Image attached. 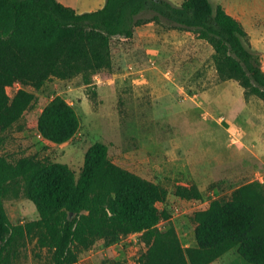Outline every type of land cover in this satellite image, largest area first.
Masks as SVG:
<instances>
[{"label":"trees","instance_id":"1","mask_svg":"<svg viewBox=\"0 0 264 264\" xmlns=\"http://www.w3.org/2000/svg\"><path fill=\"white\" fill-rule=\"evenodd\" d=\"M155 22L191 32L209 43L219 79H234L245 98L264 101L263 52L244 24L214 0H106L94 11L78 12L59 0H0V132L14 126L35 100L17 82L41 89L49 80L93 76L113 68V42L130 40L136 28ZM81 127L77 110L62 96L43 109L37 128L48 141H70ZM24 179L40 218L12 223L4 197L9 183ZM176 196L199 199L196 183L179 185ZM169 190L116 164L109 146L95 142L79 176L66 163L26 156L11 160L0 151V264L29 236L52 252L53 264H75L97 240L141 233L147 250L141 264H212L236 249L249 264H264V183L251 181L229 199H214L194 216L196 246L184 247L174 227L161 230L159 205Z\"/></svg>","mask_w":264,"mask_h":264},{"label":"rangeland","instance_id":"2","mask_svg":"<svg viewBox=\"0 0 264 264\" xmlns=\"http://www.w3.org/2000/svg\"><path fill=\"white\" fill-rule=\"evenodd\" d=\"M171 1L180 5L178 0ZM214 1L242 18L252 45L262 49L264 60V0H245L244 11L240 0ZM139 47H133L129 40H115L114 67L94 75L91 84L79 75L68 80L53 78L41 89L20 81L8 87L11 98L19 89H26L35 94V100L20 121L0 132V151L11 160L31 156L66 163L79 176L89 147L104 142L116 164L169 190L167 201L159 205V228L174 227L185 248L196 246L194 214L214 199H229L236 188L251 178L242 144L245 119L241 113L245 106L239 97L245 91L234 79H219L214 49L205 41L193 39L190 47L179 50L163 49L155 42L143 53ZM122 48L124 52L120 54ZM149 61H157L159 75L160 67L174 71L178 83H173L170 71L169 82L163 80L162 84H152L149 77L130 75L117 76L109 85H94L96 76L110 78L130 66L149 67ZM226 81L229 83L223 92H230L232 97L228 105L210 97L213 88ZM194 94V98L187 96ZM57 96L64 97L81 117L77 134L62 144L46 140L37 128L43 109ZM235 131H240L236 142L232 138ZM180 142L181 150L177 147ZM174 154L180 157L179 162L177 158L168 160ZM194 177L204 182L200 189L202 199L176 196V187L196 183ZM4 204L15 225L40 218L22 178L7 185ZM126 235H119L113 242L97 240L75 264H141V255L147 250L142 234ZM231 252L216 263L223 264L221 261L226 259L227 264H249L235 248ZM6 264H53L52 252L39 247L37 239L29 236L19 242Z\"/></svg>","mask_w":264,"mask_h":264},{"label":"crops","instance_id":"3","mask_svg":"<svg viewBox=\"0 0 264 264\" xmlns=\"http://www.w3.org/2000/svg\"><path fill=\"white\" fill-rule=\"evenodd\" d=\"M59 1H61L63 4L67 6H71L75 8L80 13L100 9L104 6L106 2V0H59ZM240 1L244 3L242 6V9L244 11L245 0H240ZM177 2L181 4L184 2V0H178ZM229 13L235 16L236 18H238L245 26V23L242 21V18L236 12H229ZM193 39L204 42L203 40L197 39L191 32L177 30V29H167L155 22H150L137 27L134 37L129 41H131L133 47L136 46V44L140 46L139 49H141V52L143 53L145 52L144 50H148V45L154 42L163 49L166 48L171 50H176V49L179 50L186 47H190L191 40L193 41ZM123 52H124V48L120 49V54H122ZM157 53H159L158 50ZM133 54H135V52L134 53L132 52L131 55ZM147 65H149V67L148 66L145 67L139 66L140 68L136 67L133 73L129 72L128 69L122 73L116 72L110 78H103V76H96L94 85H96L97 87L109 85L112 83V80H115V78H117V76H121V78H123L125 76L128 77L130 75L149 77V79H151L152 84H158V83L162 84L163 80L169 82V78L165 74V72L168 69L163 70L160 67L161 69L160 72L162 73V75H159L158 74L159 69L157 64L156 66H153L150 64L149 61V64ZM171 72H172L173 83H178V81L176 82L177 76L175 72L174 71ZM228 83L229 81H226L214 87L213 90L210 92V97L214 100L215 99L221 101L223 100L224 104L228 105L231 102L230 100L232 99L231 93L230 92L228 93L226 91L223 92L225 87H227ZM183 89L184 88L182 87L181 91L184 94L185 89L184 90ZM241 94L242 96L239 98L242 100L245 106V112L241 113L242 119H245V125L243 126L245 132L243 135L242 144L245 146V162L249 164V169H250L249 174L251 176L248 182L256 180L261 183H264V103L260 101L261 99H258L257 97L254 96L250 97L247 100L245 98V94L243 91H241ZM198 95H199V99H201L200 94ZM180 146H182V143L181 142L177 143V147L179 148V150H181ZM174 158L175 159L177 158L176 160H178V162L180 161V157L178 156V154H174L173 157H170L168 160L171 161L174 160ZM194 179L196 180V184L199 186L200 189H202V187L205 186L204 182L201 181V178L197 179V177H194ZM231 251L227 252L221 258H226V256H228L230 253L232 254ZM221 262L223 264H227L226 259H223ZM212 264H218V263H216L215 261Z\"/></svg>","mask_w":264,"mask_h":264},{"label":"built area","instance_id":"4","mask_svg":"<svg viewBox=\"0 0 264 264\" xmlns=\"http://www.w3.org/2000/svg\"><path fill=\"white\" fill-rule=\"evenodd\" d=\"M150 64L153 65V66H156L157 63H156V61H151ZM128 70H129V72H132V73H133V72L135 71V66H130ZM169 72H170V71H166L165 74H166L167 77L170 78V76H169L170 73H169ZM187 96H188L189 98H190V97H191V98H194V97L196 96V94H194V95H187ZM222 119H223V118H221V121H222ZM239 132H240V131H235L234 133H232V138H233V141H234V142H236V140L238 139V134H240ZM133 234H136V233L128 234V235H126V237H130V236L133 235Z\"/></svg>","mask_w":264,"mask_h":264}]
</instances>
